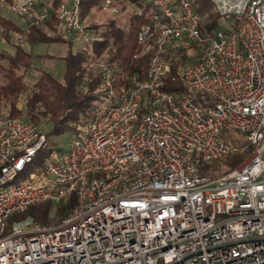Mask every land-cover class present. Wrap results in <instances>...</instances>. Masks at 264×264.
<instances>
[{"label": "built area", "instance_id": "2783aa9c", "mask_svg": "<svg viewBox=\"0 0 264 264\" xmlns=\"http://www.w3.org/2000/svg\"><path fill=\"white\" fill-rule=\"evenodd\" d=\"M211 2L232 30L203 32L193 0H98L114 17L124 3L147 6L132 18L133 57L151 53L146 78L118 82L120 69L93 59L102 30L81 0H0L26 34L52 23L87 72L99 68L103 93L61 154L39 156L45 134L0 111V264H264V0ZM182 51L191 62L180 75L196 100L162 88ZM248 152L225 175H198L201 164ZM72 194L58 222L8 226L12 214Z\"/></svg>", "mask_w": 264, "mask_h": 264}, {"label": "trees", "instance_id": "16d2710c", "mask_svg": "<svg viewBox=\"0 0 264 264\" xmlns=\"http://www.w3.org/2000/svg\"><path fill=\"white\" fill-rule=\"evenodd\" d=\"M97 2L98 0H81V13L86 15L94 9L98 10ZM193 3L197 6V12L202 19V31L210 33L216 30L217 17L208 13V8L213 5L211 0H193ZM137 22L140 23L139 21ZM51 25L52 23H48L43 27H33L26 34L24 30L15 26L12 21L0 15V36L6 41L10 39V34L23 36V39L27 40L31 45L62 41L56 35L54 36ZM93 27L97 30H102L100 33L102 40L95 45L93 59H105L104 62L110 68L116 67L120 69L119 72H113L114 78L116 76L120 78L119 82L125 76H131L133 74H137L141 80H144L149 67L151 53L138 58L133 57L141 50V46L136 40L135 26L132 25L126 31L115 26L110 21L106 23L97 22ZM66 45L68 48L62 57L64 71L61 79H55L46 71L41 72L33 84V89L37 91L29 99V102L33 104L36 111L30 115L29 119L37 125L39 116H43L47 118L51 125L49 132L45 134L48 146L39 156L46 155L51 151L60 150L49 139V136L62 135L63 132L69 129L68 123L77 122L82 116L87 115L88 108H90L91 104L95 101L98 102L101 94H103L101 93L102 90L99 89L100 75L97 71L93 73L92 71L87 72L83 66L85 62L84 57L74 54L69 45ZM104 55H106L105 58ZM0 57L6 60V66H4V69H1L4 80L0 84V104H8L11 107L8 116L14 117L17 111L14 108L15 101L19 92L24 91L27 87L25 73L31 68L34 59L19 44L13 45L11 54L0 53ZM190 62L191 59L183 51L179 52L176 59L171 61L169 72L163 78L162 88L165 92H171V94L177 97L187 96L193 98V100L197 99L185 86L181 78L182 75H180L181 68ZM86 73H88V78L84 79ZM76 125L73 126L74 131ZM248 154L249 152L225 159L224 164L228 167V170L224 171L221 170V161L201 164L198 167V175H207L210 178L225 175L237 168ZM74 206V194L71 195L69 201L64 205H58L55 208L48 201L30 205L23 209V211L12 214L8 218V226H11L14 222L28 218L39 224H54L55 219L59 220L66 216Z\"/></svg>", "mask_w": 264, "mask_h": 264}, {"label": "rangeland", "instance_id": "374dc122", "mask_svg": "<svg viewBox=\"0 0 264 264\" xmlns=\"http://www.w3.org/2000/svg\"><path fill=\"white\" fill-rule=\"evenodd\" d=\"M124 8L121 9V13L118 17H114L112 13L108 11H104L100 9H94L93 12V17H90L91 21H95L96 23L98 22H110L115 24V26L122 28L123 30L128 31L132 25L138 26L136 22L133 21V17L135 12L137 11H147V6L145 4L141 3H129L125 4L124 3ZM122 7V6H121ZM208 13H211L212 15L217 17V27L215 28L216 30L218 29H226V30H232L233 29V24L231 20L225 16H221L217 13L216 11V5L213 3L212 7L208 8ZM0 15L3 16L4 18L9 19L12 21L15 26H18L21 30L25 29V22L16 14L10 13L9 11L6 10V8L2 7L0 4ZM53 35V34H52ZM55 36V35H54ZM19 44L21 47L27 52L30 53L34 59L33 64L31 68L25 73V81L27 84L26 89L24 91L19 92L18 97L15 101V106L16 108V116H20L23 119H27L30 117V115L34 114L35 108L32 103L29 102L27 98L24 99L23 95L28 97V92H30L34 87L33 84L36 81V79L39 77L41 72H47L51 74L55 79L60 80L61 76L64 71V63L62 60V57L65 55L64 52L67 50V45L62 42H54V43H39L36 45H31L27 42V40L23 39V36H17L14 34H10V39L8 41L2 39L0 36V53H8L11 54L13 51V45ZM106 55H104V58ZM105 59H100L98 61H104ZM4 66H6V60L2 57H0V84L1 82L3 83L4 80V75L1 72V69H4ZM99 68H95L94 71H98ZM21 73V71H19ZM118 76H116L115 80L119 82ZM25 92V93H24ZM20 95V96H19ZM98 102H93L88 108L87 115L82 116L77 122L74 123H68L69 129L65 132L56 136H49V139L57 145V147L60 149L57 152L58 154H61L62 151L66 150L70 140L75 136V131L73 126L78 125V124H84L88 122V119L91 120L95 114L96 106H98ZM1 110H7L8 113L11 110V107L8 104H0V111ZM38 128L40 129L41 132L44 134H47L51 128L50 123L48 122L47 118L43 116H39V122L37 124ZM224 137L230 138V139H237L241 138L242 134L238 131H231L228 130L224 132ZM244 144V143H243ZM221 163V170H228V167L224 164V160H220ZM219 162V161H218ZM207 176V175H206ZM209 177V176H207ZM52 206L57 207L58 205L51 203ZM57 219L54 220V223H56ZM60 220V219H59ZM57 220V222L59 221Z\"/></svg>", "mask_w": 264, "mask_h": 264}]
</instances>
